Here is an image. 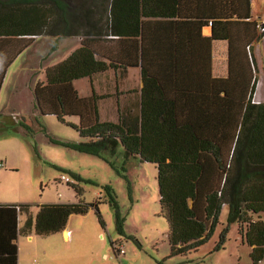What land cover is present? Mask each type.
I'll return each mask as SVG.
<instances>
[{"label": "trees", "instance_id": "obj_1", "mask_svg": "<svg viewBox=\"0 0 264 264\" xmlns=\"http://www.w3.org/2000/svg\"><path fill=\"white\" fill-rule=\"evenodd\" d=\"M99 3L102 6L96 10L95 31L94 0H88L89 7L84 10L72 0H0V86L7 67L34 36L77 34L83 16L87 37L65 59L45 69V82L36 83L32 89L34 111L56 116L89 139L63 143L70 148L99 155L104 151L113 154L121 146L127 157L137 156L156 165L159 213L168 222L171 256L196 251L207 242L226 205L228 222L220 230L213 250L224 247L228 224L236 222L239 239L250 247L252 264H260L264 258V103L253 102L255 60L246 55L243 59L241 53L243 46L251 52L252 40L264 33V21L258 24L251 19L250 0ZM209 21V37L228 40L230 57L225 78H210L211 60H145L147 48L157 47L153 36L164 32L165 26L183 27L178 31L181 34L194 25L200 33ZM95 35L114 36V60L109 56H103L107 59L103 60L97 54L91 41ZM188 62L212 80L209 86L208 81L200 80L192 111L179 106L165 87V80L179 82ZM132 67L139 68L142 80L135 117L119 116L114 122L99 120L93 103L79 97L71 85L75 79L110 68L123 71ZM206 87L215 93L223 91L224 101L209 97ZM74 116L76 122L67 120ZM67 184L73 187L78 200L39 205L34 224L37 234L61 231L71 214H85L90 206L103 224L97 202L84 203L81 187ZM105 188L116 210L117 229L122 232L114 192L110 186ZM0 207L28 214L30 204ZM23 227H32L30 215ZM112 245L117 253L116 242Z\"/></svg>", "mask_w": 264, "mask_h": 264}, {"label": "rangeland", "instance_id": "obj_2", "mask_svg": "<svg viewBox=\"0 0 264 264\" xmlns=\"http://www.w3.org/2000/svg\"><path fill=\"white\" fill-rule=\"evenodd\" d=\"M87 1L72 0L83 10L89 7ZM94 2L93 18L102 6L99 0ZM252 2L254 10L264 19V0ZM66 49L51 34L36 36L5 71L0 86V160L4 161L0 167V202L28 203L35 215L43 203L77 201V193L67 182L75 183L81 187L80 198L84 203L97 202L103 224L92 206L85 214L68 217L67 225L77 227L91 238L71 262L63 258V246L56 241L61 232L46 236L33 234V241L20 235V254L26 264H89L90 260L91 264H252L250 247L240 241L236 222L228 224L224 247L213 250L220 230L228 222L226 205L207 242L196 251L171 256L168 222L159 213L156 165L137 156L127 157L121 146L113 154L104 151L99 155L70 148L63 143L89 139L81 137L56 116L34 111L33 86L45 82V69L60 61ZM258 63L261 65L260 60ZM129 71L136 84L138 71ZM257 72L264 75L260 70ZM74 84L82 95L91 87L86 78L77 79ZM67 120L76 122L74 117ZM105 186L114 192L122 232L117 229L116 210L110 204ZM261 216L264 220V214ZM19 219L23 223L24 215ZM112 242L123 249L120 256ZM98 249L108 253L107 260L99 259V251L93 254ZM260 264H264V258Z\"/></svg>", "mask_w": 264, "mask_h": 264}, {"label": "crops", "instance_id": "obj_3", "mask_svg": "<svg viewBox=\"0 0 264 264\" xmlns=\"http://www.w3.org/2000/svg\"><path fill=\"white\" fill-rule=\"evenodd\" d=\"M250 15L251 19L255 20L258 24L264 21L258 14V11L254 10L252 0H250ZM93 22L95 23L93 29L96 31L98 29L97 13L94 16ZM210 23L209 21V23L204 25L200 33L199 28L194 25L189 28V32L185 30V33L182 32L181 34H178V31L182 30L183 27L180 29L178 26H165L164 32H158L157 36H153L154 45L157 39V47H155V45L152 49H150V47L149 49L147 48L145 60H211L210 78H225L228 73V60L230 57L228 40L210 38L209 36L212 32ZM86 28L85 18L82 16L77 34H69L66 36L60 34L52 35L57 38L59 45L67 46L66 53L60 61L65 59L74 48L87 37ZM191 28L193 30H191ZM93 38L94 40L91 41L94 42L97 54L102 56L101 59L107 60L103 56H109L110 60H114V36L97 37V35H95ZM103 38H108V40ZM176 38H179V41L176 40ZM34 39L31 42H33ZM263 41L264 33L258 37V39L252 40L251 52L250 48L243 46L245 49L243 50L242 48L241 53L243 59H245V55L246 57L248 56L249 60L253 58L255 60L256 70H260L262 73H264V67H262V64L264 65ZM180 53L182 54L181 56L179 55ZM259 60L261 65L258 63ZM185 66V73L181 76L179 82L175 81V79L173 82L165 80V87L169 88L179 106L183 107L185 111H192V109L196 107V104L192 103V99L198 94L200 80L202 82L208 81V86L212 85V80L204 75H200L196 64L188 62ZM131 69H136L139 73L138 67L128 68L123 71H114V68H110L106 71L95 73L90 77H83L86 78L91 85L89 90L87 89L86 93L83 95L79 93L74 84V81L77 79L73 80L71 85L76 90L79 97L85 98L87 102L93 103L94 112H97L99 120L114 122L118 121L119 116H124L126 118L135 117L139 111L138 98L142 80L139 73L137 83L133 84L129 71ZM257 71L253 102L264 103V75L259 76ZM204 90L209 94V97H214L215 99L220 98L224 101L223 91L218 90V92L215 93L212 89H208L207 87ZM74 118H76V116H74ZM2 162L4 163L3 160ZM8 204L14 203L0 202V205ZM36 214L37 212L35 215L31 212V206L28 209V214L23 211H16L12 208L0 207V264H26L25 258H22L20 254L19 236L24 235L31 241L34 240L33 234H37L34 229ZM20 215H24L23 223L19 219ZM28 215L32 218V227L24 230L23 226ZM57 232H61V234L56 238V241L60 246H63L64 252L62 256L69 262H71V259H73V261L75 260L74 255L77 254L76 252L79 251V253H81L82 251H80V248L83 250L84 244L91 239L89 234L81 233L77 227L71 228L69 224L67 225V222L64 229ZM98 251L99 249L93 251V254L97 255ZM97 256L100 260L108 259V253L106 251H99ZM80 257H82V254ZM89 264H91V260Z\"/></svg>", "mask_w": 264, "mask_h": 264}, {"label": "built area", "instance_id": "obj_4", "mask_svg": "<svg viewBox=\"0 0 264 264\" xmlns=\"http://www.w3.org/2000/svg\"><path fill=\"white\" fill-rule=\"evenodd\" d=\"M3 165H4V163L0 160V167H2ZM62 179L67 180V178L64 177V176H62ZM123 252H124L123 249H119V248H117V255H118V256H120Z\"/></svg>", "mask_w": 264, "mask_h": 264}]
</instances>
